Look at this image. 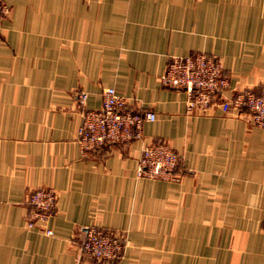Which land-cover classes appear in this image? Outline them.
<instances>
[{
	"label": "crops",
	"instance_id": "obj_1",
	"mask_svg": "<svg viewBox=\"0 0 264 264\" xmlns=\"http://www.w3.org/2000/svg\"><path fill=\"white\" fill-rule=\"evenodd\" d=\"M0 264H264V128L246 110H187L161 77L173 56L214 55L233 99L264 87V0H2ZM113 87L157 115L144 139L84 153L77 95ZM182 155L177 180L137 177L142 149ZM57 209L29 228L27 197ZM126 236L116 263L83 252L85 230ZM51 230L47 235L45 230Z\"/></svg>",
	"mask_w": 264,
	"mask_h": 264
},
{
	"label": "built area",
	"instance_id": "obj_2",
	"mask_svg": "<svg viewBox=\"0 0 264 264\" xmlns=\"http://www.w3.org/2000/svg\"><path fill=\"white\" fill-rule=\"evenodd\" d=\"M10 9L0 0V20ZM165 87L184 91L187 110L208 111L219 99L223 112L231 108L250 113L253 124L264 128V87L260 92L243 91L233 99L222 98L229 87L221 59L214 55L196 52L187 56H173L161 77ZM102 105L98 110L86 108L88 93L80 92L77 103L82 114L78 130L79 144L84 153L98 150L108 144L127 145L144 139L143 126L157 119L153 111L140 112L132 107L118 91L109 87L102 92ZM182 155L166 142L147 144L139 158L137 177L142 179L174 181L182 163ZM58 195L53 188L31 190L27 197L29 212L27 225L36 222L47 224L57 209ZM47 235L52 231L46 229ZM126 236L97 226L85 230L83 252L100 262L116 263L125 253Z\"/></svg>",
	"mask_w": 264,
	"mask_h": 264
}]
</instances>
